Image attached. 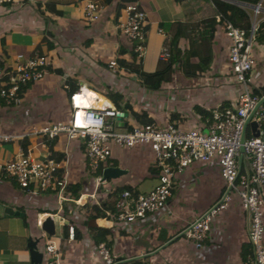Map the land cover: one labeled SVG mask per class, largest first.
<instances>
[{
    "label": "crops",
    "instance_id": "1",
    "mask_svg": "<svg viewBox=\"0 0 264 264\" xmlns=\"http://www.w3.org/2000/svg\"><path fill=\"white\" fill-rule=\"evenodd\" d=\"M85 1L15 0L8 8L0 7V57L3 65L7 66L17 59H23L34 53L46 54L49 62L47 74L43 78L31 82L23 92L22 96L27 93L31 95L32 102H28L33 105L30 114L27 115L23 109L22 115H20L17 110L10 108L13 106L5 107L0 102V126L5 129V131H0V134L30 131L47 122L66 121L70 107L67 89H64L62 85L63 79L66 82L67 78L76 79L77 86L82 85L86 89H90L99 99L102 97L110 101L102 94L105 92L103 85L124 97L126 96L129 102L128 97L131 96L134 98L133 102L131 101L133 109L146 111L153 120L169 121V113H175L176 116L171 122H174L178 128L182 124L189 128L196 125V121H202L204 118L193 109V122L186 124L185 115L180 110L173 111V107L169 104L170 97L165 95L166 90H162L164 88L162 84L158 90L151 92L140 87L134 80L131 81L133 86L128 87L123 82L125 78L119 76L122 68H118L117 65L113 71L107 69V62L111 59L116 60V58L123 57L125 61H129V43L114 27L115 20L111 5H105L103 0H98L102 3V7L97 13V19L86 21L82 16V6ZM137 1L145 13L146 19L144 50L140 57V67L145 72L155 70L164 43L163 34H167L165 29L159 26L160 23H178L192 29L195 26L200 27L215 14L212 11L213 5L210 0ZM258 2L261 5L263 0ZM262 8L264 9V7ZM186 33L183 32V35L179 37L176 44L177 49L186 46ZM47 42L50 43V48L47 47ZM228 45L229 39L218 28L213 34L210 45L213 58L209 68L213 66L216 50L227 61ZM123 71L133 76L128 70ZM254 74L256 73L254 72ZM116 76L118 78H115ZM54 82H59V84L57 83L60 88L58 92L52 90ZM95 82H97V86L94 85ZM228 85L222 91L224 93L220 91L222 96H217L215 104H225L226 100H228L227 102L233 100L236 95V84L230 80ZM92 87H95L97 91L92 90ZM129 91L132 92L130 95ZM135 91V96H132ZM144 93L147 94L146 96L149 94V99H152L151 102L154 103L152 107L146 106L148 102L140 106L139 101ZM89 95L91 96V94ZM136 98L140 99L137 101ZM25 99L27 98L25 97ZM22 102L23 100L20 101V104ZM110 103L112 104L111 101ZM26 105L23 108H26ZM154 105L156 106L154 107ZM213 105H210L209 108ZM208 109L204 108L203 110ZM18 117L19 119L23 117L22 120L25 119L26 123L23 121L22 125L11 127V122H16L13 119ZM130 118L133 119L132 116ZM133 121L135 120L133 119ZM125 122L130 124L126 119ZM131 124L133 123L131 122ZM26 141L27 144L34 146L35 154L41 155L45 152L37 139H26ZM20 142L21 140L0 141V159L11 158ZM52 144V150L55 153L63 154L62 166L67 171L70 183H74V180L70 178L74 173L73 166L80 163L85 169L81 145L74 141L68 143L63 136L55 138ZM113 147L115 146L111 147L109 161L111 164H115L112 166L124 169L123 175H126L129 170L126 165H119L120 160ZM128 150L131 151V149ZM136 152L148 154V158L151 159V153L146 147L138 148ZM147 164V172L154 177V172L150 170V160ZM207 173L219 176L217 167L213 163L191 164L176 179L164 207L148 214L143 219L128 223L94 216L86 217V207L80 205L76 206L78 208L76 211L67 208V212L62 213L61 207L52 195L25 192L0 179V206L9 207L12 210L11 214H4L0 208V264H29L28 252L25 247L27 237H42L37 243L39 251L43 246V241L50 238L49 240L56 243L58 247L61 264H101L95 254L90 235L86 231L87 225L108 228L110 234L106 237V241L111 252L119 260L133 258L128 262H119V264H241L248 253V243L245 214L237 199L235 209L230 206V200L225 208L212 217L208 236L200 247L196 248L183 234H180L191 220L206 212L216 202L217 198L213 197L216 188L212 192L213 196L205 202L197 201L194 195L201 186V178ZM119 177L109 180L106 184L121 185L118 181ZM131 186L134 191L147 190H137L133 185ZM220 187L218 196L223 191L222 180ZM106 194L104 193V197ZM235 198L237 197L235 196ZM185 201H187L186 208L182 209ZM45 216H50L54 225V234L49 238L40 229V218ZM64 221L66 223H63ZM67 224L74 228L72 239L67 238Z\"/></svg>",
    "mask_w": 264,
    "mask_h": 264
},
{
    "label": "built area",
    "instance_id": "2",
    "mask_svg": "<svg viewBox=\"0 0 264 264\" xmlns=\"http://www.w3.org/2000/svg\"><path fill=\"white\" fill-rule=\"evenodd\" d=\"M15 0H0V7H7ZM251 8L255 14L264 12L260 3ZM102 7L98 0H86L82 6V16L86 21L97 19ZM246 10V7H242ZM220 21L219 28L229 39L227 63L230 80L236 84V95L231 102L218 103L209 108L208 116L196 125L182 130L174 122L153 120L145 123H130V128L117 127L114 105L99 107L89 99L86 92H92L79 85L69 97L70 112L66 121L47 122L30 131L14 134H0L1 142L12 140L37 139L45 152L35 154L34 146L18 145L9 159H0V176L13 181L19 189L26 192L36 190L51 194L57 203L73 201L67 195L66 187L71 184L62 162L50 158L46 144L59 136L66 142L81 145L85 166L90 174L112 166L109 161L111 147H146L151 153V167L154 169L155 182L146 191L121 190L114 196L113 208L115 222H133L143 219L164 207L171 195L176 179L193 163H213L217 167L224 187L219 199L206 212L195 217L183 229V236L196 248L207 238L212 217L226 207L229 195L237 197L239 206L245 214L248 253L241 264H264V102L255 105L263 93H257L253 85L251 71L254 66L252 45L257 24L250 23L248 29L220 20L219 14L213 15ZM145 13L138 1L126 3L115 19L114 27L129 43L128 52L140 58L144 50ZM162 34L163 32L160 31ZM164 43L159 58L169 56V34H163ZM49 65L46 54L34 53L14 63L0 67V102L5 107L16 106L21 101V89L28 83L43 78ZM107 69L115 70V59L107 62ZM224 80V84L230 82ZM64 89L68 88L63 79ZM256 91V92H255ZM81 95V104H75L73 97ZM250 120L255 123L254 131L247 124L244 131L241 163L237 164L239 139L244 121L252 111ZM127 116V114H126ZM119 128V127H118ZM256 133V135H253ZM42 154V153H41ZM95 179V178H94ZM216 204V206H214ZM60 206V205H59ZM74 228L66 225L68 239L73 238ZM95 254L101 264H117L119 259L111 252L108 242L94 246ZM40 264H61L59 250L52 240H44L40 250Z\"/></svg>",
    "mask_w": 264,
    "mask_h": 264
},
{
    "label": "trees",
    "instance_id": "3",
    "mask_svg": "<svg viewBox=\"0 0 264 264\" xmlns=\"http://www.w3.org/2000/svg\"><path fill=\"white\" fill-rule=\"evenodd\" d=\"M136 0H103L105 5H111L113 8V19L115 20L119 10L128 2ZM245 2L248 4H256L259 0H236ZM213 5V11L220 16V20H227L232 25L241 27L243 29H248L250 22L247 15V12L242 7L227 2L225 0H210ZM160 27L165 29V33L170 35L169 42L167 44L169 50V56L166 59L158 58L156 68L152 72H145L140 67V58H136L134 54L129 53V61H125L123 57L116 58V63L118 68L123 70H128L135 78L137 84L145 89L150 91L158 90L163 83L171 79L172 74L175 71H178L184 77H196L199 73H204L208 70L209 64L213 58L210 45L213 39L214 32L219 28L220 21H215L214 17L208 19L200 27H193L189 29L187 25H181L178 23H160ZM161 29V28H160ZM162 30V29H161ZM187 30V31H186ZM183 32L186 37V46L182 49H177L176 44ZM260 45L264 43V20L260 21L257 25V29L254 34L253 44ZM47 47L50 48V43L47 42ZM3 66V61L0 57V67ZM57 71V70H55ZM60 73V71H57ZM31 82H28L21 89V96L26 87L30 85ZM66 83L68 85L67 95L68 98L77 90V81L74 78H67ZM105 92L104 94L114 105V107L121 112H125L127 117H133L138 123H145L153 121V118L148 116L147 112L144 110L135 111L132 107V104L124 98L120 93L109 89L108 86L103 85ZM94 91H97L95 87L91 88ZM102 92V91H101ZM100 92V93H101ZM256 92V91H255ZM257 93L264 94V86L258 87ZM195 111L199 113L202 118L208 116V110H203L199 106L194 105L192 107ZM175 113H169L168 119L172 121L175 117ZM126 129L130 128V124L126 123ZM53 141L47 143L46 149L49 152V157L54 159L57 162H61L64 159L63 154L55 153L52 150ZM26 139H22L20 145H26ZM54 152V153H53ZM112 165H115L114 163ZM151 171L154 172V169L151 168ZM100 176V171L97 170L93 173V178ZM0 179L8 182L12 187H19L8 179H3L0 176ZM108 180V179H107ZM67 195L70 196L73 200L77 199L80 195L82 189L81 182H74L69 184L67 187ZM121 190H128L131 194H134V190L131 185L121 184L112 186L111 189L107 192L104 199L100 200L98 203H92L86 206L85 212L86 217L94 216L96 218H105L109 220H114L115 212L113 208L114 198L110 200V197H114L115 194ZM26 192V191H25ZM36 193H43L42 191H35ZM73 204V201H70ZM62 213H66V207L62 206ZM38 212V211H37ZM86 231L89 233L93 245H97L100 242H107L106 237L110 234V230L106 227L92 226L87 225ZM182 236V235H179ZM49 238V237H48ZM50 239V238H49ZM119 264V263H117ZM147 264V263H144Z\"/></svg>",
    "mask_w": 264,
    "mask_h": 264
},
{
    "label": "rangeland",
    "instance_id": "4",
    "mask_svg": "<svg viewBox=\"0 0 264 264\" xmlns=\"http://www.w3.org/2000/svg\"><path fill=\"white\" fill-rule=\"evenodd\" d=\"M262 7H264V0L261 4ZM213 11V10H212ZM249 22L253 24H257L260 21L264 20V12H260L255 14L251 8L246 7V10ZM252 56L254 59V66L251 71V79L252 83L255 86H262L264 84V43L261 46H257L256 44L252 45ZM256 60V62H255ZM263 70V71H262ZM119 76L124 77L125 79L123 82L126 86L132 87L133 83L131 82L134 80V76H130L129 73L124 72L123 70L120 71ZM229 64L227 61H225V58L222 54L217 52L214 55V61L213 66H211L206 72L197 74L196 77H184L182 76L178 71H175L172 77V80L168 81V83H165L163 81L162 90H166L165 95L170 97L169 104L173 107L174 110H180L182 114L185 115L187 122L186 124H191L190 122H193L194 113H193V106H199L202 109H208L210 105L215 104V101L218 99L217 96L224 93L222 92L226 87H228L229 83L224 84V80L229 81ZM254 72L256 74H254ZM263 72V73H262ZM115 76V75H114ZM115 78H118L117 76ZM130 78V79H127ZM122 80V79H121ZM55 84L52 85V90L54 92H58L60 88H58L59 82H54ZM40 84V83H38ZM121 85H123L120 82ZM95 86H97V82L94 83ZM207 85V86H206ZM112 90V89H111ZM133 90V89H132ZM134 90L137 91L136 88ZM161 90V91H162ZM136 91L132 94V96H135ZM160 91V92H161ZM169 91V92H168ZM218 91V92H217ZM222 93H221V92ZM151 92V91H150ZM216 92V93H215ZM132 93L129 91V95ZM122 95V94H121ZM144 93L141 95L140 98H136L138 101L140 99V106H143L145 102H148L146 106L152 107L154 103L151 102L152 99H149V94ZM164 95V96H165ZM124 96V95H122ZM163 96V97H164ZM222 96V95H220ZM27 98L24 100V98ZM126 98V96L124 97ZM130 99V103L132 104L134 98L131 96L128 97ZM23 100L22 104H18L16 106L10 107L13 110H17L20 115H22L23 109L24 112L28 115L32 112V108L28 102H32L31 95L27 93L25 96H22L21 101ZM132 101V102H131ZM228 100H226L227 103ZM28 103V104H27ZM27 104V105H26ZM137 104V103H136ZM26 105V108H23V106ZM138 106V105H137ZM156 105H154L155 107ZM157 108V107H156ZM26 115V117H27ZM7 118V117H6ZM5 118V119H6ZM9 119L11 117L8 116ZM23 117L19 119L15 118L13 121L16 120V122H11L12 126H18L22 125V122H25V119L22 120ZM127 120L129 123H135L137 121H133L130 117H125L124 120ZM5 121V120H4ZM1 122V121H0ZM26 123V122H25ZM26 125V124H25ZM121 127H114L115 131H120ZM180 129L185 130L187 129L184 124L179 126ZM0 131H5L0 126ZM115 154L118 156L120 163L119 165L125 166L128 168V173L126 175H122L119 177V183L120 184H130L133 185L137 190H144L147 189L153 182L155 177L150 176V173L147 172V163L150 160V168L151 167V159H149L148 154L141 153L139 154L136 152V150L139 147H133V148H115ZM118 149V150H117ZM128 149H131L129 151ZM43 153L40 155L42 156ZM207 164V163H206ZM203 163L202 165H206ZM85 165V164H84ZM74 173L70 176L74 182H81L82 183V189L79 195L80 202L78 204L74 203L71 204L70 201H59L60 207L64 206L66 209L77 210L78 208L76 206H84L90 205L91 203L98 202V200L104 199V193H107L113 185H107L109 180L111 179H105L102 180V175L100 174L99 177L93 178V174H90L87 170V167L85 166V169L82 168V165L79 163L77 165L73 166ZM151 170V169H150ZM76 172V173H75ZM221 178H219L218 175H212L211 173H207L203 178H201V186L197 189L195 195V198L197 201H203L205 202L207 199L211 198L213 196V191L216 188V193L213 197L217 198L216 202L221 199L220 192L218 196L219 189L221 190ZM195 180V179H194ZM193 180V181H194ZM223 182V181H222ZM195 184H197V181H195ZM193 183V185H195ZM148 190V189H147ZM144 192V191H143ZM45 193V192H43ZM49 194V193H47ZM51 195V194H49ZM221 195V196H220ZM114 197H110V200H112ZM235 196L231 193L229 195V201L230 206H233L235 209L236 200ZM187 205V201L183 203L182 209H185ZM79 206V207H80ZM75 207V208H74ZM62 209V208H61ZM67 209V210H68ZM53 238V237H52Z\"/></svg>",
    "mask_w": 264,
    "mask_h": 264
},
{
    "label": "water",
    "instance_id": "5",
    "mask_svg": "<svg viewBox=\"0 0 264 264\" xmlns=\"http://www.w3.org/2000/svg\"><path fill=\"white\" fill-rule=\"evenodd\" d=\"M226 1L230 2L232 4H235V5H238L240 7H248V8H252V9L257 6L256 4H248V3L236 1V0H226ZM100 98H101V100L97 101L99 107H104V106L110 107V106H112L110 101H108L107 99H104L102 97H100ZM262 102H264V94L258 100L254 109L259 104H261ZM254 109L248 114V116L246 117L244 124H243V128H242L240 139H239L238 155L236 158V162L238 165H240V163H241V155L243 152L242 143H243V139H244V131H245L246 125L248 124L250 126L251 130L254 131L255 123L253 120H250V117L252 116ZM125 117H126L125 112L118 111L116 113L115 124L117 127H124L125 126V122L123 121V118H125ZM253 135H256V133H254ZM124 173H125V170L118 167V166H106L101 170L102 180L115 179V178L123 175ZM216 204H217V202H216ZM216 204L214 206H216ZM0 208H2V213H4V214H11L12 213V210L9 207L0 206ZM63 223H66V221H64ZM40 229L42 230L44 235H46L48 237L53 236L54 225H53V220L50 216H45V217L40 218ZM180 234H182V232ZM41 239H42V237H36V238L35 237H27L26 238L25 247H26L27 252H28L29 264H40L41 263L42 254L37 249V243ZM140 257H141V255H140ZM132 259L133 258L130 257V258L122 259L119 262H128Z\"/></svg>",
    "mask_w": 264,
    "mask_h": 264
},
{
    "label": "bare ground",
    "instance_id": "6",
    "mask_svg": "<svg viewBox=\"0 0 264 264\" xmlns=\"http://www.w3.org/2000/svg\"><path fill=\"white\" fill-rule=\"evenodd\" d=\"M87 93V95H88V97H91V96H93L92 98H91V100L92 101H95V102H97V101H100L101 99H99L94 93H90L89 91L88 92H86ZM89 94H91V96L89 95ZM81 95H75L74 97H73V101H74V103L75 104H78V105H82L81 104Z\"/></svg>",
    "mask_w": 264,
    "mask_h": 264
}]
</instances>
